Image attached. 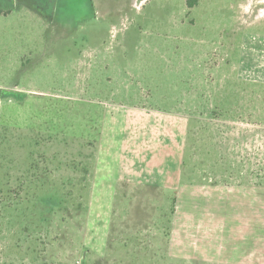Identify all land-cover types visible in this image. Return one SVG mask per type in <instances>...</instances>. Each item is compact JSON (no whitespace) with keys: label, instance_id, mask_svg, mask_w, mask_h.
<instances>
[{"label":"rangeland","instance_id":"374dc122","mask_svg":"<svg viewBox=\"0 0 264 264\" xmlns=\"http://www.w3.org/2000/svg\"><path fill=\"white\" fill-rule=\"evenodd\" d=\"M263 62L264 0H0V264H200L134 118L186 120L184 181L264 187Z\"/></svg>","mask_w":264,"mask_h":264},{"label":"crops","instance_id":"0c3cea01","mask_svg":"<svg viewBox=\"0 0 264 264\" xmlns=\"http://www.w3.org/2000/svg\"><path fill=\"white\" fill-rule=\"evenodd\" d=\"M242 70L239 68L240 76ZM259 73L264 75V62L246 74ZM152 120L151 140L144 136L128 140L133 147L127 148L126 167L128 176L137 182H154L177 192L173 259L200 264H264V187L204 186L184 181L186 120L138 111L134 118L138 134L146 130L141 125Z\"/></svg>","mask_w":264,"mask_h":264},{"label":"trees","instance_id":"16d2710c","mask_svg":"<svg viewBox=\"0 0 264 264\" xmlns=\"http://www.w3.org/2000/svg\"><path fill=\"white\" fill-rule=\"evenodd\" d=\"M198 3V0H187V4L189 6V8H194ZM175 194L177 195V192L175 191ZM177 202V199L175 201V203Z\"/></svg>","mask_w":264,"mask_h":264}]
</instances>
